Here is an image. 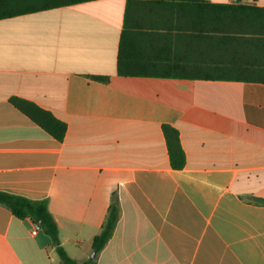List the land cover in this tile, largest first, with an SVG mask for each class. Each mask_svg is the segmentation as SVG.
<instances>
[{"label":"crops","instance_id":"0c3cea01","mask_svg":"<svg viewBox=\"0 0 264 264\" xmlns=\"http://www.w3.org/2000/svg\"><path fill=\"white\" fill-rule=\"evenodd\" d=\"M126 1L0 19V191L46 200L77 262L91 257L116 192L120 216L94 264H264V206L248 200L264 198V83L118 76ZM240 54L237 64L259 61ZM13 96L64 122L63 141ZM163 124L178 131L181 170ZM37 224L0 205V264H60Z\"/></svg>","mask_w":264,"mask_h":264},{"label":"trees","instance_id":"16d2710c","mask_svg":"<svg viewBox=\"0 0 264 264\" xmlns=\"http://www.w3.org/2000/svg\"><path fill=\"white\" fill-rule=\"evenodd\" d=\"M90 1L95 0H0V19ZM136 15L150 16L154 21L139 24L133 19ZM237 54L252 55L259 61L237 64ZM116 73L123 77L264 83V7L209 0H127ZM90 78L108 82L107 77ZM9 103L50 137L63 141L66 124L51 112L16 96L10 97ZM161 129L170 167L183 169L186 156L178 131L168 124ZM248 200L264 206V198L250 196ZM0 205L7 207L16 219L30 218L38 223L50 238L60 264H94L120 216L118 197L113 192L100 232L91 242L94 257L77 262L61 246L46 200H30L0 191Z\"/></svg>","mask_w":264,"mask_h":264},{"label":"built area","instance_id":"2783aa9c","mask_svg":"<svg viewBox=\"0 0 264 264\" xmlns=\"http://www.w3.org/2000/svg\"><path fill=\"white\" fill-rule=\"evenodd\" d=\"M232 2L242 4V5H255L257 0H232Z\"/></svg>","mask_w":264,"mask_h":264},{"label":"water","instance_id":"95a60500","mask_svg":"<svg viewBox=\"0 0 264 264\" xmlns=\"http://www.w3.org/2000/svg\"><path fill=\"white\" fill-rule=\"evenodd\" d=\"M37 225H38V224H37ZM91 257H94V254H93V253L91 254Z\"/></svg>","mask_w":264,"mask_h":264}]
</instances>
